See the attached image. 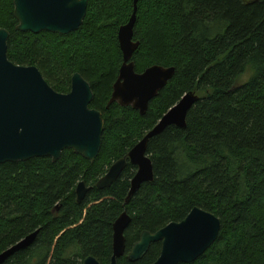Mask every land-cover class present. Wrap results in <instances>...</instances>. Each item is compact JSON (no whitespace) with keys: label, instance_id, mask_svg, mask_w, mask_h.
<instances>
[{"label":"trees","instance_id":"1","mask_svg":"<svg viewBox=\"0 0 264 264\" xmlns=\"http://www.w3.org/2000/svg\"><path fill=\"white\" fill-rule=\"evenodd\" d=\"M134 1L90 0L82 27L60 36L17 31L14 0H0L9 60L38 68L60 94H69L80 74L94 94L91 109L105 122L94 162L67 150L57 162L0 165V255L38 232L30 248L5 264H84L90 257L110 264L113 226L127 213L126 255L118 264H154L161 243L138 262L128 259L141 235L200 208L221 221V232L192 264H264V0H139L136 72L176 69L145 116L118 104L107 109L123 65L118 33L132 18ZM191 92L200 100L186 128L170 127L148 144L154 182L127 203L137 172L128 161L110 188L97 189L113 164ZM82 182L91 190L79 204Z\"/></svg>","mask_w":264,"mask_h":264},{"label":"water","instance_id":"2","mask_svg":"<svg viewBox=\"0 0 264 264\" xmlns=\"http://www.w3.org/2000/svg\"><path fill=\"white\" fill-rule=\"evenodd\" d=\"M129 23L120 28L118 40L123 65L113 87L107 109L114 104L132 108L141 116L148 112L150 103L174 79L175 68L153 66L138 74L133 58L140 47L134 40L137 5ZM90 0H14L17 31L38 35L43 32L68 36L77 32L87 16ZM10 33L0 29V165L28 162L37 158L59 161L67 150L74 151L90 162L99 156L105 130L101 112L91 109L94 94L89 83L80 75L72 78L69 94L57 93L36 67H23L8 58ZM200 98L186 94L155 128L122 160L117 161L97 183V189L110 188L125 170L128 161L137 168L131 182L127 203L144 184L154 182V167L147 154L150 140L170 127L184 129L187 116ZM91 188L83 182L76 189L77 202L82 203ZM131 218L124 213L113 226V256L110 264L126 255L125 232ZM221 221L213 214L194 208L180 223H172L155 234L144 232L130 253V262L142 260L155 243L162 249L154 264H192L200 259L218 240ZM38 232L0 255L5 264L15 254L30 248ZM84 264H100L87 258Z\"/></svg>","mask_w":264,"mask_h":264},{"label":"rangeland","instance_id":"3","mask_svg":"<svg viewBox=\"0 0 264 264\" xmlns=\"http://www.w3.org/2000/svg\"><path fill=\"white\" fill-rule=\"evenodd\" d=\"M251 75V72L248 71L247 74L242 78V81L246 82L248 79H250Z\"/></svg>","mask_w":264,"mask_h":264}]
</instances>
